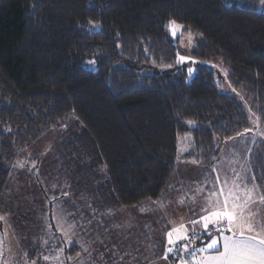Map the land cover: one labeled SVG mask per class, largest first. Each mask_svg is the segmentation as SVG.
Segmentation results:
<instances>
[{"label": "trees", "instance_id": "trees-1", "mask_svg": "<svg viewBox=\"0 0 264 264\" xmlns=\"http://www.w3.org/2000/svg\"><path fill=\"white\" fill-rule=\"evenodd\" d=\"M170 20L197 34L192 58L221 59L264 124V11L253 0H0V202L14 146L70 112L82 129L54 163L95 219L164 200L183 184L180 160L218 162L224 142L248 128L247 112L210 67L186 78ZM263 141L251 146L255 174Z\"/></svg>", "mask_w": 264, "mask_h": 264}, {"label": "rangeland", "instance_id": "rangeland-1", "mask_svg": "<svg viewBox=\"0 0 264 264\" xmlns=\"http://www.w3.org/2000/svg\"><path fill=\"white\" fill-rule=\"evenodd\" d=\"M235 1L240 4L249 0ZM253 1L256 9L264 11L262 0ZM173 38L178 39L181 50L179 54L197 62L179 64L186 67V78L190 79L194 73L189 75V68L195 71L198 65L210 67L215 72L217 87L236 97L249 118L248 128L224 142L220 158L212 167L193 164L190 160H180L177 171L188 194L186 198L175 200L176 209L169 199H166L169 205L162 199L152 201L153 206H149L145 212L148 217L162 221L161 213L165 211L167 214L169 210L175 209L173 215L179 220L192 222L199 219L202 213L206 214L202 211L205 198L210 191L218 190L224 181L229 185L235 182L241 188L257 185L254 198L264 195V175L259 169L264 162H258L255 174L251 153L253 142H257L258 138L264 140V124L250 109L243 93L228 83V68L220 58L198 60L191 57L190 51L197 38L196 33L182 30ZM83 65L94 68V64H89L88 61ZM186 123L189 127L194 125L192 120ZM81 129V123L70 112L53 125L42 127L37 138L20 141L14 146L12 158L6 161L10 170V183L6 186L5 200L1 199L0 202V264H119L118 260L128 252L134 264L146 262L142 248L137 246L139 244L121 239V231H115L126 223L131 228L129 234L132 235L133 231L135 236L141 221H138L135 213L140 214L139 210L144 207H124L115 212H106H113L112 215L103 214L95 219L89 209L83 208L87 206L85 197H75L71 183L58 171L54 163L60 144L67 136L78 133ZM189 142L190 132L177 137L178 155L183 153L180 149L189 147ZM217 180L221 183H217ZM183 189L181 186H173V192L178 194L183 193ZM180 207L182 210L178 211ZM259 207L264 218L263 206ZM126 215L131 216L127 221ZM179 220L172 219V222ZM142 230L150 234L152 227L145 223ZM137 234L145 236L143 240H147L143 233ZM208 237L210 235L207 232L193 243L181 241L177 253H171L172 257L181 260L185 256L181 255L184 244H188L189 249L196 248L201 240ZM44 257L48 259L45 260Z\"/></svg>", "mask_w": 264, "mask_h": 264}, {"label": "snow or ice", "instance_id": "snow-or-ice-1", "mask_svg": "<svg viewBox=\"0 0 264 264\" xmlns=\"http://www.w3.org/2000/svg\"><path fill=\"white\" fill-rule=\"evenodd\" d=\"M89 27L96 28L99 25L89 21ZM165 27L172 37L184 28L175 20L168 21ZM187 62L197 63L178 52L176 63ZM188 72L191 75L194 69L189 68ZM180 151L185 152L187 149H180ZM191 163L198 162L193 160ZM217 183L221 182L217 180ZM257 188V185L241 188L235 182L229 185L227 181H224L218 190L210 191L202 208L206 214L191 223L193 225L202 223V231L208 232L211 239L204 246L191 250L188 244H184L181 255L190 254L191 264H264V218L259 207L264 206V195L254 198ZM180 202L183 203V200ZM141 211L143 212L144 209ZM210 227L214 232L209 231ZM196 239L195 227L191 234L184 224L172 228L167 233L169 247L166 248L164 258H168V253L176 254L181 241L194 242ZM198 253L200 255H197ZM44 259L47 260L48 257ZM181 264H189V261L181 260Z\"/></svg>", "mask_w": 264, "mask_h": 264}, {"label": "crops", "instance_id": "crops-1", "mask_svg": "<svg viewBox=\"0 0 264 264\" xmlns=\"http://www.w3.org/2000/svg\"><path fill=\"white\" fill-rule=\"evenodd\" d=\"M203 173H205V171ZM200 174H202V173H200ZM171 185L174 186L173 184H171ZM181 187H184V189L181 190V191H183V193L178 194L176 192H173V190L171 188V191L169 190V192H167V194L165 195L166 196V198L164 199L165 203H167L166 199H169L173 203L172 206H174L175 209H176L175 200L177 198H180V199L186 198L187 197L186 194H188L187 190H185L186 186H184L182 184ZM167 205H169V203H167ZM149 206H153V204L147 203V204H143L141 206H138V207H144L142 209H144L145 211L142 213L141 210H139L141 215L139 213H135V216L138 218V221H139V219H141L140 225L138 226L139 231H135V234H136L135 236L133 235V233H134L133 231H131L132 235L129 234L131 228L126 223L123 226H121L120 229H118L120 226L117 227V229L115 231H117V233L119 231H121V233H122L121 239H123L125 241L131 240V241H134L135 243L139 244L137 246L139 248H142V252H144V257H145L144 259L146 260V262L143 264H181V260H179L178 258L172 257L171 253L167 254V256H168L167 259L164 258L166 255V248L169 247V245L167 243L168 231H170L174 227H178L180 224H184V225H186L187 229L189 230V233H192V229L194 227H195L196 231L201 230L203 228L202 223L197 224V225H193V224H191L190 221H184L182 219L179 220L178 217L173 215V211H175V209L169 210L167 212V214L165 213V211L163 213H161V215L163 217L162 221L157 220L155 217L153 219V217H148V215H146V213H145L146 210L149 209ZM164 206L166 207V205H164ZM177 210L181 211L182 208L180 207V209H177ZM139 211H137V212H139ZM202 214L205 215V213H202ZM141 216H143V217L140 218ZM129 218H131V216L129 217L126 215V221ZM166 219H168V220H166ZM172 219L179 220V221H177L176 223H173ZM196 220H198V219H195V221ZM145 223H149L152 227L150 234L147 231L144 232V230H142V227L145 226ZM122 230H124V231H122ZM138 232L143 233V235H146L147 240H145V238L143 240V237H145V236L137 234ZM131 236H132V238H131ZM210 239H211V236L208 237L206 240H201L200 241L201 243L198 244L197 247L204 246L206 242L210 241ZM144 242L147 245H144L145 244ZM197 255H200V254L198 253ZM118 261H119V264H134L133 261L131 260L129 252L126 253L125 257L120 258ZM188 261H189V264H191V259ZM136 264H141V263H136Z\"/></svg>", "mask_w": 264, "mask_h": 264}, {"label": "built area", "instance_id": "built-area-1", "mask_svg": "<svg viewBox=\"0 0 264 264\" xmlns=\"http://www.w3.org/2000/svg\"><path fill=\"white\" fill-rule=\"evenodd\" d=\"M209 231H213V232H214V230L211 229V227H210ZM205 233H207V232L202 231V229L196 231V235H197V239H196V240H198V239H200L201 237H203ZM196 240H195V241H196ZM186 241H188V242H190V243H193V241H191V240H186ZM195 241H194V242H195ZM191 249H193V247H191L190 250H191ZM190 259H191L190 254H185V256H183L181 260H187V261H188V260H190Z\"/></svg>", "mask_w": 264, "mask_h": 264}]
</instances>
